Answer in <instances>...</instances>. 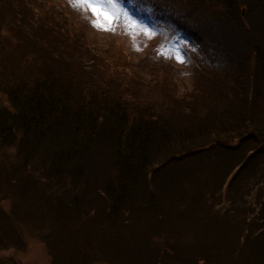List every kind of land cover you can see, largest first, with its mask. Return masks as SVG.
I'll return each mask as SVG.
<instances>
[{
	"label": "trees",
	"instance_id": "trees-1",
	"mask_svg": "<svg viewBox=\"0 0 264 264\" xmlns=\"http://www.w3.org/2000/svg\"><path fill=\"white\" fill-rule=\"evenodd\" d=\"M121 1L149 21L161 15L173 33L186 34L189 27L183 22L196 13L198 21L211 19L240 41L226 40L228 59L218 68L206 61L212 69L198 74L207 81L201 97L184 95L171 77L155 72L142 83L152 98H143L128 94L132 85L117 78L116 54L91 49L84 41L63 1L0 0V150H8L0 160V188L15 184L20 191L18 180L25 178L23 194L31 193L47 212L69 224L67 235L79 248L89 244L80 239L91 233L84 230L86 222L124 216L131 195L156 164L171 165L158 177L174 183L195 169L196 163L178 164L184 155L200 156L212 145L237 139L225 153L233 152L239 165L251 160L255 176L264 182L259 169L264 149L258 155L246 152L264 143V0ZM169 3L174 13L165 8ZM124 59L130 64L127 52ZM250 66L257 73L252 75ZM125 70L140 82L139 71ZM250 76L255 81L251 94ZM199 162L200 170L208 166L206 157ZM172 169L179 172L169 173ZM96 191L101 208L91 205ZM199 192L202 204L206 193ZM140 203L137 209L143 208ZM72 221L75 228L86 223L81 235L72 231ZM3 229L0 223V236ZM15 240L2 237L0 248L18 246ZM259 258H264L262 250Z\"/></svg>",
	"mask_w": 264,
	"mask_h": 264
},
{
	"label": "rangeland",
	"instance_id": "rangeland-1",
	"mask_svg": "<svg viewBox=\"0 0 264 264\" xmlns=\"http://www.w3.org/2000/svg\"><path fill=\"white\" fill-rule=\"evenodd\" d=\"M61 1L91 49L98 46L102 53L116 54L120 62L114 73L118 71L117 78L121 77L132 85L128 94L134 96L152 98L143 84L156 72L160 77L166 74L171 77L184 95L201 97L207 81L197 77L206 68H211L206 61L217 67L219 61L228 59L229 43L226 40L231 38L235 44L240 41L232 32L216 27L211 19L198 21L196 13L183 22L189 27L184 34L157 27L155 24H162L161 15L152 23L143 25L136 21V25L133 21L136 17L130 11L121 14L119 0H98L103 11L112 15L110 23L104 22L87 5L77 4L74 0ZM165 8L174 13L176 7L169 3ZM244 11L245 8L242 9L243 15ZM190 37L197 38V46L190 42ZM126 52L130 64L125 62ZM59 63L65 64L61 60ZM126 66L139 71L136 73L140 75V82L125 70ZM250 69L252 75L254 70L257 73L255 67L250 66ZM250 81L251 94L255 85L251 76ZM238 142L237 139L228 141L215 146L217 149L212 145L206 154L200 156L184 155L180 158L182 163L178 164L189 166L196 163L195 169L181 174L180 180L174 183L166 176L158 177L171 165L156 164V168L143 178L142 188L131 195L124 216L109 217L110 221L104 216V219H98V223H81L76 228L75 221L70 222L72 231L80 235L84 224V230H91L88 237L80 238L89 242L82 248L78 247L72 234L67 235L69 224H62L47 212L34 201L31 193L23 194L21 189L25 178L18 180L20 191L15 184L14 190L1 186L3 218L0 223L4 229L0 239L4 237L11 241L14 238L19 245L1 246L0 264L10 256L20 264H264V258H259V250L264 257V237L261 236L264 235V182L255 176V169L249 165L251 160L239 165L233 152L230 155L225 153L230 147L232 151ZM255 147L246 152L258 155L259 149H264V143ZM4 153L8 154V150H0V160ZM205 157L208 166L200 170L201 162L199 165L197 162ZM243 165V172L239 171ZM259 169L264 170V160L259 162ZM172 172L179 171H169ZM2 180L0 178V185ZM200 190L206 193L204 199L207 201L202 200V204L198 197ZM29 195L30 199L26 201L24 197ZM95 195L90 199L94 201L93 206L100 204L97 191ZM141 201L143 208L139 207V210L137 204ZM94 207L101 208L100 205ZM54 242L58 246L53 254Z\"/></svg>",
	"mask_w": 264,
	"mask_h": 264
},
{
	"label": "snow or ice",
	"instance_id": "snow-or-ice-1",
	"mask_svg": "<svg viewBox=\"0 0 264 264\" xmlns=\"http://www.w3.org/2000/svg\"><path fill=\"white\" fill-rule=\"evenodd\" d=\"M77 4H83L87 5L91 8L94 14H96L98 17H102L104 22H111V19L113 18L110 13H105L103 11L102 6L99 4L98 0H74ZM100 23V21H98Z\"/></svg>",
	"mask_w": 264,
	"mask_h": 264
},
{
	"label": "flooded vegetation",
	"instance_id": "flooded-vegetation-1",
	"mask_svg": "<svg viewBox=\"0 0 264 264\" xmlns=\"http://www.w3.org/2000/svg\"><path fill=\"white\" fill-rule=\"evenodd\" d=\"M1 264H20L18 261H16L12 256L7 257L6 261Z\"/></svg>",
	"mask_w": 264,
	"mask_h": 264
}]
</instances>
